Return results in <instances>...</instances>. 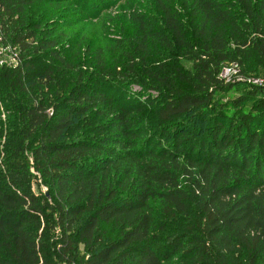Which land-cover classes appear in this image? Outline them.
I'll list each match as a JSON object with an SVG mask.
<instances>
[{
    "label": "trees",
    "instance_id": "1",
    "mask_svg": "<svg viewBox=\"0 0 264 264\" xmlns=\"http://www.w3.org/2000/svg\"><path fill=\"white\" fill-rule=\"evenodd\" d=\"M55 2L0 0V264H264V0H150L122 73Z\"/></svg>",
    "mask_w": 264,
    "mask_h": 264
},
{
    "label": "rangeland",
    "instance_id": "2",
    "mask_svg": "<svg viewBox=\"0 0 264 264\" xmlns=\"http://www.w3.org/2000/svg\"><path fill=\"white\" fill-rule=\"evenodd\" d=\"M46 6L49 10H66L65 13L68 17L64 18L61 24L69 26L65 30L68 32L70 40L66 49L71 48V51L67 52L68 58L72 57L75 51L83 53L84 47L88 45L93 49L100 47L106 64L111 69L114 67L115 72L121 73L123 70L120 61L126 64L130 62L127 57V47L130 43L128 38L133 31L132 17L135 11H142L141 14L145 16L154 14V11L151 10L150 0H56L54 4H46ZM157 49L159 48H155L153 52ZM82 58L86 59L84 56H80L76 60L82 61ZM162 59V55L156 53L150 57L154 63L149 60L148 64L157 66V62ZM4 60L9 62V57H5ZM259 78L264 79V76ZM231 82L236 87L232 91L220 95V99L224 103L246 93L247 89L245 85H241L242 81L231 79ZM127 91V93H120L118 89H113L110 93L123 102L135 99V104L140 100L144 103L155 102L158 97L156 91H145L138 83H128ZM148 112H152V109L150 108ZM152 119V113H144L142 116L143 123H149ZM40 190L44 193L47 192L44 186L40 187Z\"/></svg>",
    "mask_w": 264,
    "mask_h": 264
},
{
    "label": "built area",
    "instance_id": "3",
    "mask_svg": "<svg viewBox=\"0 0 264 264\" xmlns=\"http://www.w3.org/2000/svg\"><path fill=\"white\" fill-rule=\"evenodd\" d=\"M5 57H9V62L4 60ZM19 63V58L17 52L9 47L3 46L1 43L0 37V66L7 65V66H17ZM220 79L223 80L225 83L231 82V79H238L242 81L238 74V66L236 63H230L225 65L221 72H220ZM249 84L256 85V86H264V79L261 78H254L247 81Z\"/></svg>",
    "mask_w": 264,
    "mask_h": 264
}]
</instances>
